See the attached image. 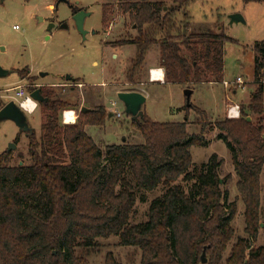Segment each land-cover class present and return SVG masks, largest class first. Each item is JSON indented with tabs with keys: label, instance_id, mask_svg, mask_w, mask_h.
<instances>
[{
	"label": "trees",
	"instance_id": "16d2710c",
	"mask_svg": "<svg viewBox=\"0 0 264 264\" xmlns=\"http://www.w3.org/2000/svg\"><path fill=\"white\" fill-rule=\"evenodd\" d=\"M192 1L173 0L170 7L163 0H126L121 5L136 31L118 44L137 48L128 83L137 82L154 47L165 83L224 81L223 47L237 41L222 30L191 33L188 24L180 27L177 14ZM102 11L106 25L112 9L104 5ZM252 50L257 85L248 104L240 107V117L211 125L205 111L185 104L181 110L201 117L200 131L193 135L187 132V119L155 122L143 113L132 121L142 143L101 147L85 128L105 126L109 114L103 105L80 111L73 124L61 125L60 113L75 106L57 98L53 90L40 89L46 98L40 103L42 134L36 138L33 130L27 133L32 164L9 166L10 153L0 154V264H88L85 255L100 246V239L110 237L118 238V246L139 249L140 264H202L203 251L205 264H222L234 236L237 204L224 201L222 159L217 154L199 167L192 161L190 148L208 145L207 127L218 130V139L226 144L244 205L246 237L231 246L225 263L264 264V245H252L262 215L264 40ZM159 187L164 190L150 200L147 219L130 223L138 193L146 201L145 193ZM104 264L121 263L109 252Z\"/></svg>",
	"mask_w": 264,
	"mask_h": 264
},
{
	"label": "rangeland",
	"instance_id": "374dc122",
	"mask_svg": "<svg viewBox=\"0 0 264 264\" xmlns=\"http://www.w3.org/2000/svg\"><path fill=\"white\" fill-rule=\"evenodd\" d=\"M125 2L126 0H0V68L8 71L7 75L0 76V109L10 101L18 104L21 98L16 96V90L7 91L16 85L24 87L29 95L36 89L53 90L57 98L75 106L65 110H73L76 119L82 107L93 109L103 105L109 114L112 112L110 102H116L121 117L114 115L111 119L107 118L108 123L104 129L93 127L88 131L103 147L106 143L120 144L123 139L129 144L143 142L140 132L124 113L123 104L117 97L119 91H145L147 98L142 109L145 115L155 122H182L187 119V132L190 135L199 133L198 122L201 117L193 110H181L186 104V89L193 91L190 104L205 111V121L211 125L227 118L225 106L231 102H236L240 107L248 104L250 94L257 85L253 83L255 53L252 47L264 40V2L193 0L183 9L185 17L182 16L183 11L177 14V24L180 27L188 24L187 32L219 33L222 30L226 36L237 41L227 42L223 47L224 80L230 82L241 77L245 83L241 86L230 84L227 87L222 83H144L147 70L144 75L140 72L136 85L131 86L126 81V75L137 48L134 45H118L129 36L136 35L127 14L121 10V5ZM163 2L167 7L173 6V0ZM104 5L112 9L106 25L102 24ZM80 10L90 13L84 20L83 27L87 31L84 37L78 32L72 19L73 14ZM232 14H239L244 22L230 24L229 16ZM50 23L54 27L48 31ZM14 26H18V29H13ZM155 49L157 48L151 49V53ZM41 72L45 75L40 76ZM66 76L76 81H67ZM140 80L142 82H138ZM102 82H105L104 86L100 84ZM233 91H237L235 96ZM25 115L36 138H39L42 134L40 104L32 114ZM59 119L61 125H64L62 112ZM253 119L256 116L253 115ZM218 133V130L207 127L205 137L208 145L192 146L190 153L196 167L207 162L212 154H217L222 159L219 174L224 180L220 185L226 192L224 201H235L237 204V213L232 221L234 236L223 255L222 264H226L225 259L231 246L238 238H245L246 234L244 205L236 187L238 178L230 153L226 144L218 139ZM11 143L15 148L8 151ZM28 144L27 133L21 132L11 120H0V154L6 151L10 153L7 162L9 166L32 164ZM260 183L261 226L257 242L252 243L254 246L264 245V169ZM163 190L159 187L153 192L145 193L146 201H141L138 193L136 213L130 223L145 221L150 200L160 196ZM117 242V237L100 239V246L85 255L87 263L104 264L105 255L110 252L121 264H140L139 249L118 246Z\"/></svg>",
	"mask_w": 264,
	"mask_h": 264
},
{
	"label": "water",
	"instance_id": "95a60500",
	"mask_svg": "<svg viewBox=\"0 0 264 264\" xmlns=\"http://www.w3.org/2000/svg\"><path fill=\"white\" fill-rule=\"evenodd\" d=\"M62 1V0H58ZM89 12L85 10H80L73 14L72 19L75 23L76 29L78 32L84 37L87 33L84 30L83 24L84 20L87 16H89ZM230 24L237 23V22H244L243 18L239 14H232L229 16ZM54 27L53 23H50L48 26V31H50ZM8 71L3 70L0 68V76L7 75ZM40 76H44L45 73L41 72ZM70 77L66 76V80H69ZM186 105L190 106V97L192 94V90L186 89L184 91ZM30 97L36 101L38 104L45 102L46 98H44L39 89H36L34 92L30 93ZM118 99L121 101L124 107V113L130 118L131 121H136L138 118L142 117L143 115V105L145 104L146 98L143 94L136 92V91H128V92H118L117 93ZM91 109L82 107L80 111H89ZM0 120H11L15 123V125L20 129L21 132H25L28 134L32 133V129L29 126L28 119L25 115V112L21 109V107L14 101H10L5 104L0 109ZM247 121H250V117L246 118ZM15 148V145L11 143L9 145L8 151ZM21 165V163H20ZM201 263H206L205 252L203 251L201 254Z\"/></svg>",
	"mask_w": 264,
	"mask_h": 264
},
{
	"label": "built area",
	"instance_id": "2783aa9c",
	"mask_svg": "<svg viewBox=\"0 0 264 264\" xmlns=\"http://www.w3.org/2000/svg\"><path fill=\"white\" fill-rule=\"evenodd\" d=\"M13 29L17 30L18 26H14ZM151 74H152V71H151ZM244 83H245V81L241 77H237L235 80L230 81V82H228L226 80H224L222 82V84H224L225 87L229 86L230 84L241 86ZM10 90H16V96L21 98L18 101V105L21 107V109L25 113L32 114L37 109L38 103L36 101H34L30 97V95L25 91L24 87L18 85L16 87L12 88V89H8L7 91H10ZM26 100H31L33 102L32 107L29 108L27 111L23 108V103ZM110 106L112 107V112L115 115V117H117V118L121 117V113L118 112V110H117V103L116 102H110ZM70 113L75 114V112L73 110H63L62 111L63 123L69 124V122H67V120H66V116L68 114H70ZM226 117L229 118V119L239 118L240 117V107H239V105H237V104H229L227 106V108H226Z\"/></svg>",
	"mask_w": 264,
	"mask_h": 264
},
{
	"label": "crops",
	"instance_id": "0c3cea01",
	"mask_svg": "<svg viewBox=\"0 0 264 264\" xmlns=\"http://www.w3.org/2000/svg\"><path fill=\"white\" fill-rule=\"evenodd\" d=\"M152 51H153L152 53H151V50L148 52L149 53V56L147 55V57L145 59V62H144V65H143V68H142V71H141V72H143V75H144L145 70H147V72L145 73V79H143L145 81L144 83H149V82L152 83L153 82V83H160V84L161 83L168 84V83H165V81H164V71H163V68H161L160 67V64H159V52H158V49H155V50H152ZM150 54H153V55H150ZM153 70L161 71L162 72V76L161 77L158 76L157 79L153 78L152 77V74H151V71H153ZM74 80L75 79H73V78L70 77V79L67 80V81H72L73 82ZM139 82H142V81L140 80ZM100 84L102 86H104L105 85V82H102ZM138 84H142V83H138ZM208 84H211V83H208ZM130 85L131 86H134V84H130ZM242 90L243 89H241V92H243ZM128 91H136V92H139V93L143 94L145 96V98H147V94H145V91H140V90L138 91L136 89H127L125 91H119V92H128ZM116 92H118V91H116ZM236 93H237V91H233V96H235ZM233 98L235 99V97H233ZM230 104H237V103L236 102H231ZM237 105H239V104H237ZM227 106L228 105L225 106V114H226V108H227ZM239 107H240V105H239ZM108 109L110 110V108H108ZM112 116L114 117V114H113V112H110L109 113V116H108V119H111ZM74 117H75V115H74ZM75 121H76V117H75V119L72 122H69V124H73ZM106 123H108V120L106 121ZM106 123H105V125H106ZM89 128H92L93 129V127H86L85 128V131H86L87 134H88ZM94 128H97V127H94ZM104 128H105V126L102 127V128H99V129H104ZM92 138L94 139V141L96 140L94 137H92ZM95 142L97 144H99L97 141H95ZM122 143H127V141L125 139H123L120 144H122ZM106 145H110V143H106L103 146H106Z\"/></svg>",
	"mask_w": 264,
	"mask_h": 264
},
{
	"label": "bare ground",
	"instance_id": "6f19581e",
	"mask_svg": "<svg viewBox=\"0 0 264 264\" xmlns=\"http://www.w3.org/2000/svg\"><path fill=\"white\" fill-rule=\"evenodd\" d=\"M158 76H162V72L161 71H158V70H153L152 71V77L157 79ZM33 105V102L31 100H26L24 103H23V108L27 111L29 108H31ZM75 119L74 117V114H68L66 116V120L67 122H72L73 120Z\"/></svg>",
	"mask_w": 264,
	"mask_h": 264
},
{
	"label": "flooded vegetation",
	"instance_id": "af4514ba",
	"mask_svg": "<svg viewBox=\"0 0 264 264\" xmlns=\"http://www.w3.org/2000/svg\"><path fill=\"white\" fill-rule=\"evenodd\" d=\"M75 13H76V12H75ZM75 13H74V14H75Z\"/></svg>",
	"mask_w": 264,
	"mask_h": 264
}]
</instances>
